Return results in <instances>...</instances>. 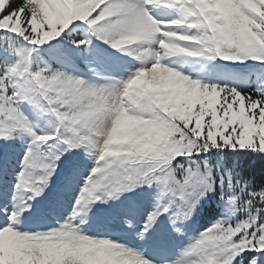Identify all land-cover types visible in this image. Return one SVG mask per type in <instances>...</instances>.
Wrapping results in <instances>:
<instances>
[{
	"label": "snow or ice",
	"instance_id": "snow-or-ice-1",
	"mask_svg": "<svg viewBox=\"0 0 264 264\" xmlns=\"http://www.w3.org/2000/svg\"><path fill=\"white\" fill-rule=\"evenodd\" d=\"M156 7L178 16L157 20L151 14ZM186 21L195 34L171 30ZM81 23L91 36L132 55L139 67L104 86L47 64L33 67L37 57L55 58L59 45L51 42ZM0 32L25 45L14 64L0 69V140L14 139L17 132L29 137L14 203L0 207V264H264V188L253 192L249 181H236L246 198L221 195L228 205L225 216L171 260H149L127 245L81 234L78 226L84 223L81 210L96 201L104 204L155 185L153 210L137 232L144 240L163 216L173 225L190 218L215 184L233 187L230 174L217 171V181L206 162L201 170L202 155L213 149L218 156L264 154V88L202 83L164 62L169 56H206L264 63V0H0ZM90 42L68 39L77 50L86 51ZM21 104L54 117L55 128L38 132ZM53 140L61 149L45 154L43 146ZM81 148L95 149L98 158L87 176L74 166L64 178L60 192L70 191L77 176L83 181L71 214L47 231L19 230L21 217L35 215L28 201L43 194L57 161ZM21 192L31 195L21 198ZM237 212L247 215L234 221ZM125 224L131 227L130 221Z\"/></svg>",
	"mask_w": 264,
	"mask_h": 264
},
{
	"label": "rangeland",
	"instance_id": "rangeland-1",
	"mask_svg": "<svg viewBox=\"0 0 264 264\" xmlns=\"http://www.w3.org/2000/svg\"><path fill=\"white\" fill-rule=\"evenodd\" d=\"M133 2H136V0H133ZM151 14L155 19L164 21L175 19L178 16L175 10L162 7L153 8ZM187 24L188 22L186 21L183 24L173 26L171 30L195 34L197 29H190ZM74 31L80 32L83 37L82 40L89 39L91 41L86 51L77 50L68 43L69 33ZM51 44L59 45L55 58L44 57L43 61H41L37 57L33 67H35L36 63H39L41 67L47 64L54 69L58 68L66 73H71L75 77L95 83L98 86L116 83L118 80L125 79L139 67L138 61L132 55L126 54L124 51L114 50L103 41L91 36L90 31L82 23L78 27L66 30V34L54 39ZM24 47L25 45L21 40H13L9 42L6 48H2L0 50V69L5 65L14 64L19 59L18 50L22 51ZM152 47L155 48V44ZM164 62L172 66L174 70L180 71L182 75H189L190 78H197L202 83L208 84H216L228 80L242 83V79H245L246 75L249 74L246 68L264 64L251 60L243 62H229L220 59L208 60L206 56L191 58L169 56ZM253 69L255 74H259L264 79V71H259L255 67ZM113 77L116 80L105 79ZM229 86L234 87V84L229 83ZM20 107L29 119L34 122L38 132H51L55 128L57 121L54 117L46 115L27 104H21ZM28 142L29 137L23 132H17L14 139L8 141L0 140V207L11 208L14 203L12 196L17 182L16 174L20 171V160L23 158ZM61 147L56 141H49L43 146V152L45 154H55ZM97 158L96 151L92 148L87 151L84 148L73 150L61 156L60 160L57 161L56 173L49 181L48 187L43 194L28 201L29 205H31L28 211L32 212V209L35 208V215L28 219L21 217L17 225L19 230L47 231L49 226L55 227L58 222L63 223V218L69 216L72 212V205L83 184L82 178L81 176L76 177L70 191L60 192V189H55L63 185L65 176L68 175L74 166L79 168L82 176H87L88 171L94 166ZM181 161V163L189 166L184 160ZM2 188H6L5 193L4 191L2 193ZM54 190L55 192H53ZM147 190L148 188L146 189L145 186L133 189L131 192H125L123 198H125L124 200L127 203H123V205L114 204L110 208L109 203L101 204L100 201H96L89 208L81 210L79 216L84 220L83 224L78 225L81 229V234H86L90 237L108 238L127 245L129 248L141 252L149 260L159 262L174 259L175 256L178 257L190 241L205 228L197 227L188 231L179 245L164 244L162 242L164 241L165 227L170 221L167 216H163L154 225L151 234L146 239H139L137 232L140 230L147 214L153 210L155 204L153 191L150 195L148 194L140 199L141 192ZM102 191V188L97 190V192ZM29 195H31L30 192L19 193L21 198H26ZM85 213L92 216L95 220ZM3 220L4 217L0 215V223ZM125 220L130 221L131 227L125 224ZM172 241H175V237L172 238Z\"/></svg>",
	"mask_w": 264,
	"mask_h": 264
},
{
	"label": "trees",
	"instance_id": "trees-1",
	"mask_svg": "<svg viewBox=\"0 0 264 264\" xmlns=\"http://www.w3.org/2000/svg\"><path fill=\"white\" fill-rule=\"evenodd\" d=\"M19 2L20 0H13V4H18ZM69 35L70 38L74 40H82L83 38L80 32L76 31L70 32ZM13 40L19 41L17 37L0 32V50L2 48H6L9 45V42H12ZM254 67L259 71H264V64H257L256 66L246 68L249 74L246 75L245 79H242V83L234 84V87L237 85L236 88H241L245 91H251L258 87L264 88V79L259 74H255L253 69ZM185 162L188 163L189 167H196V165H193L191 161ZM205 162L208 164L213 178L217 181L220 178L217 176V171H219L220 175L230 174L232 176L233 187L229 189L226 181L223 185L219 183L215 184V191L202 198L200 204L197 205L190 218L183 221H177L175 225H173L171 222L167 224L164 231V241L162 243L169 244L171 246L179 245V243L183 241L188 231L197 227L207 228L213 221L224 217L228 210V205L226 200L221 199L222 194L227 197L228 195L238 193L241 199H244L247 196V191L243 193L239 192V188L236 186V181H240L241 183L244 181H249L247 189H250L253 192L264 188V154L254 151H247V154L244 152L237 153L235 151H225L222 155L218 156L213 149L208 154L202 155L201 158H198L197 164H199L201 170H203V165ZM147 188V191L141 192L140 199L143 196L148 194L150 195V193L153 191V199L155 200V194L158 188L155 185L151 188L146 187V189ZM1 191L3 192L4 188H2ZM123 196L124 193L121 194L117 199L107 201V203H109V207L111 208V206H114V204H126L127 202L124 200L125 198H123ZM246 215L247 213L237 212L235 214L234 221L240 218L243 219ZM88 216L92 217L90 215ZM174 227L179 228L180 232H175L173 230ZM173 237H175V241H172Z\"/></svg>",
	"mask_w": 264,
	"mask_h": 264
}]
</instances>
